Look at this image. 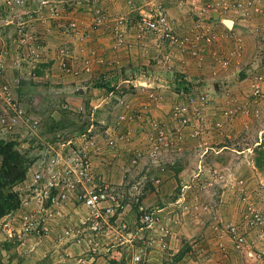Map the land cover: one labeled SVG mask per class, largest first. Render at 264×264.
Listing matches in <instances>:
<instances>
[{
    "label": "rangeland",
    "instance_id": "rangeland-1",
    "mask_svg": "<svg viewBox=\"0 0 264 264\" xmlns=\"http://www.w3.org/2000/svg\"><path fill=\"white\" fill-rule=\"evenodd\" d=\"M30 1V8L49 2L34 15L36 25H19L23 32L32 27L37 38L28 32V40L21 42L20 27L3 25L0 50L3 80L31 123L0 135V141H17L19 152L34 159L31 173L45 140L80 136L94 124V135L104 138L113 160L121 163L115 178L97 176L120 196L122 208L109 254L104 247L97 254L73 249L62 252L64 258L51 232L10 237L2 230L4 218L16 219L12 227L19 228L20 206L0 218V264H229L236 259L237 264H264V225H248L249 206L264 208L259 201L264 186V159H259L264 152V0L258 12L246 16L227 9L224 0ZM98 11L107 22L97 28ZM157 11L170 18L177 44L139 31L141 16ZM237 18L245 31L224 23ZM8 19L2 10L0 20ZM120 19L129 23L123 44L114 36ZM71 22L77 23L75 30ZM10 26L15 29L3 32ZM168 72L189 78L192 93L175 89ZM102 82L111 89L98 87ZM184 104L192 116L189 126L179 123ZM197 129L199 135L193 136ZM160 131L163 142H158ZM101 146L93 152V163ZM149 212L158 220L138 230L141 216ZM229 224L242 226L243 248H236Z\"/></svg>",
    "mask_w": 264,
    "mask_h": 264
},
{
    "label": "built area",
    "instance_id": "built-area-1",
    "mask_svg": "<svg viewBox=\"0 0 264 264\" xmlns=\"http://www.w3.org/2000/svg\"><path fill=\"white\" fill-rule=\"evenodd\" d=\"M224 2H226L227 9L235 8L244 12L246 16L252 10L258 12L262 0H224ZM3 4L5 5V10L12 12V16L5 23L2 21L0 28L3 25L15 24L20 27L22 35L20 41L26 42L29 37L28 32H23V28H21L23 24L16 22L15 19L18 18L22 21L23 17L38 14L41 8H44L41 6L47 5L49 2L43 1L39 6H31V8L29 7L31 5L30 0H5ZM49 7L53 9L52 6ZM17 9H22L23 13L19 14ZM119 21H117L118 23L114 28V36L119 44H123L127 39L126 34L127 29H129V23L128 20L124 19H120ZM106 22V17L98 11L95 17L96 27L106 25ZM137 26L142 35H155L159 39L171 41L173 44L179 42L178 37L173 33L174 28L172 27L170 18L162 11H157L156 14H143ZM77 27V23L71 22V30H75ZM1 51L0 135L8 133L12 135L14 128L23 127L25 122L31 123V119L12 96V88L3 80L5 78V66ZM258 93L259 86H257L255 95ZM201 98L203 101L205 100L204 97ZM95 109L98 108L95 107ZM187 109H189V105L184 104L181 108L183 114L178 116L179 123H182L183 126H189L192 123V116L189 115ZM228 114L229 112H224V117L226 118ZM33 124L36 125L37 122H33ZM220 125L221 123L218 122L216 126ZM93 130L94 124H91L90 128L80 136L78 134L73 138H68L66 135L62 136L60 134L42 143L41 152L37 161L33 164L31 173H28L27 178L22 184L23 187L18 189L17 194L21 201L20 212L24 209L20 216L19 228L12 227V222H16V219L6 221V218H4L3 221L5 222L2 224V230L5 233L10 237L17 234L21 236L30 233L37 236L49 235L53 222L59 216L61 208L73 203L71 200L74 198L76 204H73L81 218L64 228L58 235V241L85 247L94 254L100 251L101 243L99 237L105 230H107V235L115 230L113 224L122 205L120 203V196L115 190L111 189L95 173L92 155L94 150H97L99 142H97ZM199 133L198 129L194 130L193 136H197ZM159 135L158 142H163L165 134L163 131H160ZM158 142L152 148V157L155 160H158L160 155V143ZM111 144L112 142H109L110 146ZM165 145L167 146L168 144L165 143ZM133 162L137 161L134 160ZM259 196V201L264 206V186H262ZM248 211L252 217L248 224L250 227L256 228L264 225V208L260 210V208L251 205ZM157 220L158 218H156L154 212L143 214L138 230L143 231L146 228L152 227ZM241 227L238 224H229L227 227L235 239L237 249L243 248L246 243L244 233L240 232ZM122 229L127 231L128 226L124 224ZM127 234L135 239L133 233ZM127 241L129 242L128 238ZM136 260L140 261L141 257L137 255Z\"/></svg>",
    "mask_w": 264,
    "mask_h": 264
},
{
    "label": "crops",
    "instance_id": "crops-1",
    "mask_svg": "<svg viewBox=\"0 0 264 264\" xmlns=\"http://www.w3.org/2000/svg\"><path fill=\"white\" fill-rule=\"evenodd\" d=\"M2 10L7 12L8 17L12 16V12H8L7 10H5L4 7L0 8V14H1ZM17 11H18L19 14L23 13L22 9H17ZM2 14H5V13H2ZM34 15H36V14H34ZM34 15L28 16L27 18L23 17L21 19L22 21H20L18 18H16L17 17L16 16L15 17L16 18L15 21L18 22V23H22V24H24V23H26V24L27 23L28 24L29 23H33L32 26H34V25L37 24L36 23L37 21L34 22V20H33V19H35V18H33V17H35ZM30 18H32V19H30ZM1 23H2V21L0 20V24ZM242 24H245V23L241 19L237 18V20H234V25H237V27L235 28L237 32L245 31V30H243L242 27H241V29H239L240 25H242ZM27 27L29 28V26H27ZM11 28L15 29V26H10L9 28H5L4 27L3 28V32L11 30ZM28 32H30V34L32 36L37 38V35H35L34 29H32V27H31V29H28ZM131 38H132V36H130V39ZM130 39H129V41H130ZM151 42H152L151 44H153V41H151ZM154 42H156V40H154ZM103 93L104 92H102V94ZM96 137H98V139H100V142L99 141L98 142H99L100 145L102 144V146L99 149V151L94 155L95 173L97 175H100L101 179H103L104 181H106L105 178L113 179V178H115V175L117 173V171L115 169L121 163L119 161L117 162V161L113 160L114 151H111L110 149H108L105 146V144L103 142L104 138L101 137V136H98V134H97ZM71 201L74 204H76V200L74 198ZM73 203H70V204L66 205L64 208H61L59 216L53 222L52 231H51L50 236H49V238L52 239L54 244H56V245L58 244L59 245V250H60L61 254H63L62 252H64L66 254L69 250H73V249L74 250L75 249H80L82 251V253L87 250L85 247H80V246H77V245L75 246V245H71V244H67V243H61L60 241H58V235L62 232V230L64 228H66L68 225L77 222L81 218V216L78 214L77 210L75 209V205ZM112 233L113 232L108 233V235H107V230H105L104 232L101 233V235L99 237L100 238V243H101V248L104 247V249H108V251L106 252L107 254H109V251H111L112 248L114 247V245H112L113 241H111ZM106 245H108V246H106ZM105 246H106V248H105ZM202 250L204 251L203 247H202ZM65 254H63L64 258H65ZM75 254L81 255L79 252L75 253ZM237 261L238 260L236 259V260H234V262L231 263V262L228 261V263L229 264H237L238 263Z\"/></svg>",
    "mask_w": 264,
    "mask_h": 264
},
{
    "label": "trees",
    "instance_id": "trees-1",
    "mask_svg": "<svg viewBox=\"0 0 264 264\" xmlns=\"http://www.w3.org/2000/svg\"><path fill=\"white\" fill-rule=\"evenodd\" d=\"M166 77H170L174 88L185 93L191 94L192 81L186 76L168 72ZM108 84V85H107ZM98 87L111 89L109 83L98 84ZM17 141L6 142L0 141V156L2 158V166L0 168V218L17 211L21 206V201L15 188L20 185L28 175L29 167L33 160L28 158L17 149ZM259 159L263 161L264 152L260 153Z\"/></svg>",
    "mask_w": 264,
    "mask_h": 264
},
{
    "label": "water",
    "instance_id": "water-1",
    "mask_svg": "<svg viewBox=\"0 0 264 264\" xmlns=\"http://www.w3.org/2000/svg\"><path fill=\"white\" fill-rule=\"evenodd\" d=\"M224 23L228 28H233L234 22L232 20H225ZM80 93H83L82 91Z\"/></svg>",
    "mask_w": 264,
    "mask_h": 264
}]
</instances>
